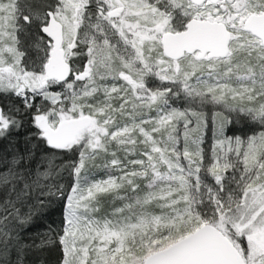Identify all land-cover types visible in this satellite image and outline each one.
<instances>
[{
	"label": "snow or ice",
	"instance_id": "snow-or-ice-1",
	"mask_svg": "<svg viewBox=\"0 0 264 264\" xmlns=\"http://www.w3.org/2000/svg\"><path fill=\"white\" fill-rule=\"evenodd\" d=\"M53 246L264 264V0H0V264Z\"/></svg>",
	"mask_w": 264,
	"mask_h": 264
},
{
	"label": "trees",
	"instance_id": "trees-1",
	"mask_svg": "<svg viewBox=\"0 0 264 264\" xmlns=\"http://www.w3.org/2000/svg\"><path fill=\"white\" fill-rule=\"evenodd\" d=\"M235 134L238 135H248L251 134L250 130L247 128H239V129H234L233 130ZM59 209H53L48 212V214L42 218V220L37 222V225L35 228H33L31 231L35 232L38 230H43L47 224L52 223L53 221H58L59 220ZM60 256V250L58 246H53L50 247L46 250V256L45 258L48 261V264H57V260L59 259Z\"/></svg>",
	"mask_w": 264,
	"mask_h": 264
}]
</instances>
